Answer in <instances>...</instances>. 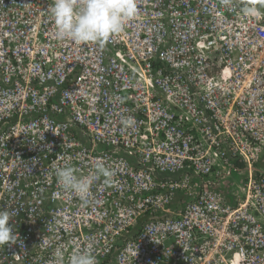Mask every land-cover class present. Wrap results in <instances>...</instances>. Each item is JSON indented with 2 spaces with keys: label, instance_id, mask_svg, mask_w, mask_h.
<instances>
[{
  "label": "built area",
  "instance_id": "built-area-1",
  "mask_svg": "<svg viewBox=\"0 0 264 264\" xmlns=\"http://www.w3.org/2000/svg\"><path fill=\"white\" fill-rule=\"evenodd\" d=\"M51 3L0 0V209L19 234L0 264L76 249L97 264H264L260 0L259 20L220 0H136L103 47L58 41ZM95 159L114 185L85 205L55 169Z\"/></svg>",
  "mask_w": 264,
  "mask_h": 264
},
{
  "label": "clouds",
  "instance_id": "clouds-1",
  "mask_svg": "<svg viewBox=\"0 0 264 264\" xmlns=\"http://www.w3.org/2000/svg\"><path fill=\"white\" fill-rule=\"evenodd\" d=\"M221 6L229 11L239 8L248 17L260 19L257 0H220ZM264 7V0H260ZM55 25V37L58 41H72L77 44L97 43L103 47L110 38L121 33L127 21L138 14L136 0H52L48 7ZM121 124L130 127L135 124L131 117H122ZM91 171L80 173L71 163L65 161L55 169L59 185L75 194L85 205L90 202L92 186L103 182L106 186L114 185L115 171L102 159H95ZM17 211L0 209V246H10L19 241V234L14 232L9 221L17 215ZM63 262L64 257L57 258ZM66 264H97L96 257L87 250L76 249L67 257Z\"/></svg>",
  "mask_w": 264,
  "mask_h": 264
},
{
  "label": "rangeland",
  "instance_id": "rangeland-1",
  "mask_svg": "<svg viewBox=\"0 0 264 264\" xmlns=\"http://www.w3.org/2000/svg\"><path fill=\"white\" fill-rule=\"evenodd\" d=\"M233 180H234V184H233V189L232 190H230V199L229 198H227L226 200L229 202V203H231V204H234V196H233V192L235 191V192H237L238 191V187H237V185H244V183H245V181L246 180H243V177H241V176H234L233 178H232ZM170 243V242H169Z\"/></svg>",
  "mask_w": 264,
  "mask_h": 264
},
{
  "label": "crops",
  "instance_id": "crops-1",
  "mask_svg": "<svg viewBox=\"0 0 264 264\" xmlns=\"http://www.w3.org/2000/svg\"><path fill=\"white\" fill-rule=\"evenodd\" d=\"M228 183L231 184L232 182H228ZM233 184H234V182H233ZM233 184H232V187H233ZM226 194H227V192H226ZM227 195H228V194H227ZM227 195H226V199H227V198L230 199V196H229V195L227 196Z\"/></svg>",
  "mask_w": 264,
  "mask_h": 264
}]
</instances>
